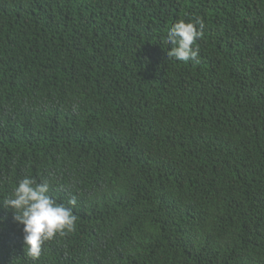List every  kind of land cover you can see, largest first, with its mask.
Returning a JSON list of instances; mask_svg holds the SVG:
<instances>
[{
    "label": "trees",
    "instance_id": "1",
    "mask_svg": "<svg viewBox=\"0 0 264 264\" xmlns=\"http://www.w3.org/2000/svg\"><path fill=\"white\" fill-rule=\"evenodd\" d=\"M25 177L77 217L36 260ZM0 264H264V0H0Z\"/></svg>",
    "mask_w": 264,
    "mask_h": 264
},
{
    "label": "clouds",
    "instance_id": "2",
    "mask_svg": "<svg viewBox=\"0 0 264 264\" xmlns=\"http://www.w3.org/2000/svg\"><path fill=\"white\" fill-rule=\"evenodd\" d=\"M204 36V23L198 19L194 22L181 21L170 28L166 43L171 47L168 59L181 62L198 60L200 49L197 41ZM51 182L44 179L25 177L14 189L12 196L2 202L14 213V220L22 224L27 255L39 259L43 245L53 240L57 234L65 236L75 230L77 217L70 208L57 203L48 193ZM69 203L76 204L73 197Z\"/></svg>",
    "mask_w": 264,
    "mask_h": 264
}]
</instances>
